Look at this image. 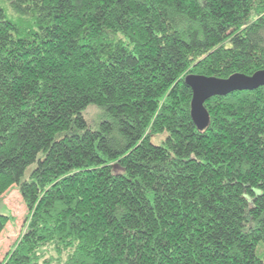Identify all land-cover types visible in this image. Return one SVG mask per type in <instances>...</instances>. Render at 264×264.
Here are the masks:
<instances>
[{"label": "trees", "instance_id": "1", "mask_svg": "<svg viewBox=\"0 0 264 264\" xmlns=\"http://www.w3.org/2000/svg\"><path fill=\"white\" fill-rule=\"evenodd\" d=\"M259 69L264 0H0V264H264V85L185 82Z\"/></svg>", "mask_w": 264, "mask_h": 264}, {"label": "water", "instance_id": "2", "mask_svg": "<svg viewBox=\"0 0 264 264\" xmlns=\"http://www.w3.org/2000/svg\"><path fill=\"white\" fill-rule=\"evenodd\" d=\"M185 82L192 90L190 115L196 126L201 129L209 120V113L204 106V101L208 97L222 95L235 89H253L264 85V69L256 70L249 75L235 72L225 78L189 73L185 76Z\"/></svg>", "mask_w": 264, "mask_h": 264}, {"label": "rangeland", "instance_id": "3", "mask_svg": "<svg viewBox=\"0 0 264 264\" xmlns=\"http://www.w3.org/2000/svg\"><path fill=\"white\" fill-rule=\"evenodd\" d=\"M97 110L90 106L87 108V115H92ZM0 213L7 215V221L0 231V261L6 251L11 250L26 229L28 211L16 186H12L0 195ZM38 264H57L59 255L56 248L51 244H43L37 250ZM64 258V255H61Z\"/></svg>", "mask_w": 264, "mask_h": 264}]
</instances>
